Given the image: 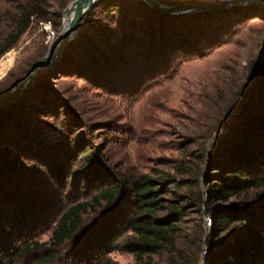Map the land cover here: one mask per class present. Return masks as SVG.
<instances>
[{
    "label": "rangeland",
    "instance_id": "1",
    "mask_svg": "<svg viewBox=\"0 0 264 264\" xmlns=\"http://www.w3.org/2000/svg\"><path fill=\"white\" fill-rule=\"evenodd\" d=\"M71 1L0 0V95L10 92L50 51L65 26V8ZM160 1L210 4L208 0ZM36 2L39 9L33 13ZM104 6L85 16L84 35L94 38L97 28L108 24L117 30L126 7L115 5L121 11ZM26 17H30L28 25ZM49 20L51 27L46 26ZM73 59L62 58L52 68H42L24 94L10 103L11 113L0 115V137L10 150L4 155L0 145L5 159L0 160V225L8 228L0 230V264H97L101 243L112 246L103 238L104 224L114 218L105 201L82 214L83 224L72 239L60 246L53 240L64 212L97 194L90 177L81 187L91 173V168H83L87 145L108 179L124 183L152 176L166 182L164 206L196 210L195 200L208 190L205 176L214 148L230 135L245 86L264 63V9L231 27L226 41L205 57L184 62L172 78L140 92L88 80ZM260 194L264 197V185L231 202L248 203ZM169 210L161 209L158 215ZM197 221L195 215L187 216L184 230L194 232ZM205 222L209 234L211 217L206 216ZM131 234L127 231L113 245L116 249L109 254L113 262L136 261L126 243ZM232 234L230 229L223 236ZM205 240L200 264L209 260L210 239ZM34 243L40 249L27 253V246ZM153 259L156 264L176 260L168 253Z\"/></svg>",
    "mask_w": 264,
    "mask_h": 264
},
{
    "label": "trees",
    "instance_id": "2",
    "mask_svg": "<svg viewBox=\"0 0 264 264\" xmlns=\"http://www.w3.org/2000/svg\"><path fill=\"white\" fill-rule=\"evenodd\" d=\"M117 4L126 7L117 30H111L109 24L106 28L98 27V33L91 38L82 32L83 19L78 36L68 44L63 58L79 62L80 71H85L88 80L139 92L172 78L184 62L205 57L226 41L231 27L242 23L256 10L264 9V5L249 4L217 11L170 14L156 10L143 0H101L88 16L102 5L106 9L121 8ZM237 6L241 9H235ZM38 9L36 2L32 12ZM58 17L61 19L62 15ZM28 19L24 18L26 25L30 22ZM19 35L15 34L13 41ZM259 70L254 81L245 86L244 100L233 113L235 126L230 135L214 148L210 170L205 176L208 190L195 200L196 210L177 204L172 208L164 206L166 182L152 176L144 175L141 180L124 183L116 178L108 179V173L96 163V154L87 145L82 152L83 168H91V173L84 177L81 187L90 177L97 185V194L91 201L78 202L64 212L53 234L54 244L60 246L72 239L83 224L82 214L105 201V209L114 218L104 224L103 238L112 246L107 248L101 243L97 264H118L109 254L127 231L132 232L126 240L127 246L136 257L131 264H156L153 256L162 253L176 259L169 264H200L207 236L210 239L208 264H264L263 195L248 203L231 202L233 197L264 185V63ZM11 105L0 106V115H9ZM1 139L5 155L10 150ZM3 153L0 160L5 161ZM120 207L123 212H119ZM161 209L170 210L165 216H159ZM192 214L198 220L194 232L192 228H183L186 217ZM206 216L211 217L209 234ZM230 229L233 234L225 238L224 233ZM0 230L7 232L8 228L0 225ZM34 244L27 246V253L40 249L41 245Z\"/></svg>",
    "mask_w": 264,
    "mask_h": 264
},
{
    "label": "water",
    "instance_id": "3",
    "mask_svg": "<svg viewBox=\"0 0 264 264\" xmlns=\"http://www.w3.org/2000/svg\"><path fill=\"white\" fill-rule=\"evenodd\" d=\"M101 0H72L65 8V16L71 17L68 25L63 29L59 43L55 42L54 50L49 51L43 58L35 63L28 75L21 80L10 92L0 95V106L10 104L16 101L32 85L35 77L42 68H52L58 61L63 58L64 51L68 44L73 41L79 34V25L85 16ZM151 7L160 12L170 14H181L193 11H217L234 5L259 4L264 5V0L252 2H237L235 4L225 3H184V4H167L160 0H143Z\"/></svg>",
    "mask_w": 264,
    "mask_h": 264
},
{
    "label": "built area",
    "instance_id": "4",
    "mask_svg": "<svg viewBox=\"0 0 264 264\" xmlns=\"http://www.w3.org/2000/svg\"><path fill=\"white\" fill-rule=\"evenodd\" d=\"M210 3H225V4H235L237 2H252L257 0H208ZM47 25H51V22H47ZM51 27V26H50ZM47 29V28H46Z\"/></svg>",
    "mask_w": 264,
    "mask_h": 264
},
{
    "label": "bare ground",
    "instance_id": "5",
    "mask_svg": "<svg viewBox=\"0 0 264 264\" xmlns=\"http://www.w3.org/2000/svg\"><path fill=\"white\" fill-rule=\"evenodd\" d=\"M66 17V22H65V26L63 27V29L68 25V23H69V21H70V18L71 17H67V16H65ZM63 31V30H62ZM62 33V32H61ZM61 33L59 34V36L57 37V39L55 40V42H57V43H59V39H60V37H61ZM55 42H54V44H55ZM54 44H53V46L51 47V51H53L55 48H54Z\"/></svg>",
    "mask_w": 264,
    "mask_h": 264
}]
</instances>
